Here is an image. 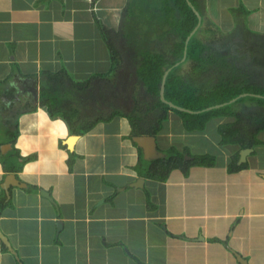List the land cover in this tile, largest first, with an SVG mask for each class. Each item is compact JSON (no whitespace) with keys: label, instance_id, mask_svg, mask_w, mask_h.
Wrapping results in <instances>:
<instances>
[{"label":"crops","instance_id":"obj_1","mask_svg":"<svg viewBox=\"0 0 264 264\" xmlns=\"http://www.w3.org/2000/svg\"><path fill=\"white\" fill-rule=\"evenodd\" d=\"M203 3L264 24V0ZM162 5L0 0V264H264V131L223 143L230 118L191 132L126 104L137 54L169 29ZM171 151L184 163L148 177Z\"/></svg>","mask_w":264,"mask_h":264},{"label":"trees","instance_id":"obj_2","mask_svg":"<svg viewBox=\"0 0 264 264\" xmlns=\"http://www.w3.org/2000/svg\"><path fill=\"white\" fill-rule=\"evenodd\" d=\"M171 1L175 9L170 6ZM190 1L202 14V24L187 44L186 59L167 74L163 89L166 100L190 112L171 108L159 97L165 71L181 61L187 37L198 21L187 0H165L166 7L162 5L160 10L166 12L169 29L156 36L158 46L147 45L137 54L139 88L145 91L139 106L146 105L152 113H159L158 122L172 109L181 118L184 129L191 132L203 131L212 120L230 118L232 122L219 127L222 142L254 146L258 143L257 134L264 131V34L259 36L255 32V38L250 31L241 34L242 42L235 43L244 46V50L238 48L246 55L241 54L242 59L235 54L220 53L212 43L225 36H217L216 29L207 28L199 0ZM107 42L114 52V42ZM244 93L247 95L229 103ZM132 115L128 117L133 118ZM158 129L160 126L149 133L155 135ZM182 156L177 151L166 153L152 162L146 175L165 179L173 168L184 163Z\"/></svg>","mask_w":264,"mask_h":264},{"label":"rangeland","instance_id":"obj_3","mask_svg":"<svg viewBox=\"0 0 264 264\" xmlns=\"http://www.w3.org/2000/svg\"><path fill=\"white\" fill-rule=\"evenodd\" d=\"M200 2H201V6L203 5V7H204L205 4L204 3L202 4V0H200ZM208 5H211V2L208 1ZM216 5H215V7H217ZM151 7L152 6H149V7L148 6H145V8H147V9L149 8V10H150ZM222 8L223 7L220 6L219 10L222 9ZM216 14H217V12H216ZM226 17L227 16H219V15L218 16L211 15L209 17V16L206 15V18H205L206 19L205 26L206 27L208 26L209 28L216 29L217 30V33H218L217 36H220V34H222L223 36H225L223 40L215 39L214 42L212 43V44H215L216 45V47H217V49H219V52L220 53L223 52V53H227V54H230V55L235 54L240 59H242L241 54H242L243 57L246 56V55H243V52L241 53L238 50V48H240L241 50H244V46L243 45H239V44L236 45V43H235V42H242V39H240V36H241V34H243V33L246 32V31L243 32L242 30H247V31L252 32L253 33V36L255 38V32H257L259 34V36H261V35L264 34V24H262L260 27L259 26H250L251 24L248 25L246 20H244L242 22L240 18L236 19L234 16H231V18H229V19L226 18ZM223 18H226L225 22L223 21ZM217 19L218 20L220 19V21L217 22ZM203 20H204V18H203ZM223 24H224V26H222ZM212 31H215V30H212ZM137 36L138 37H142L141 34H138ZM136 44L138 46H140L139 41H137ZM153 44H154V46H158V43L156 41H153ZM229 51L231 53H229ZM139 81H140V78L138 77L137 80L134 83V85L136 86V88H134V95H133V97L135 99L133 98V100L137 104L141 101V99L145 95V91H143L142 89L139 88ZM135 95H136V97H135ZM214 136H215V134H214ZM203 146L204 145L202 144V147ZM202 157H208V156L207 155H202Z\"/></svg>","mask_w":264,"mask_h":264},{"label":"water","instance_id":"obj_4","mask_svg":"<svg viewBox=\"0 0 264 264\" xmlns=\"http://www.w3.org/2000/svg\"><path fill=\"white\" fill-rule=\"evenodd\" d=\"M187 1H188L189 5L191 6V9H192V10L194 11V13L197 15L198 21H197L196 26L194 27V29H193L192 32L190 33V35L187 37V40H186V42H185L184 54H183V57H182L181 61L176 62L173 66L169 67V68L166 70V72H165V74H164V76H163L162 83H161V90H160V93H159V97L161 98V100H162L163 102H165L166 104H168V106L171 107V108H174V109H176V110H183V111L190 112L189 110H187V109H185V108H183V107H180V106H178V105L172 103L171 101L166 100V99L164 98V93H163L164 83H165V82H164L165 77L167 76V74H168L170 71H172L177 65H179L182 61H184V60L186 59V55H187V44L189 43V40L191 39V37L195 34V32L198 30V28H199V27L201 26V24H202V14L200 13V11H199L198 9L195 8V6L192 4V2H191L190 0H187ZM245 95H247V94H246V93L241 94V95L237 96L236 98L232 99L231 101H229V103L232 102V101H234V100H236V99H238V98H240V97H242V96H245ZM257 96L262 97V95H257ZM137 138H139V137H137ZM137 140H138L139 143H140L141 141H144V140H149L150 142H154V136H142L140 139H137ZM142 146H144V145H142ZM245 153H246V150L243 151V152L241 153V158L244 157ZM0 239L4 242V244H6V245L8 246V248H9L10 250H12V247H11V245H10V243H9V241H8V239H7V237H6L4 234H2L1 231H0Z\"/></svg>","mask_w":264,"mask_h":264},{"label":"flooded vegetation","instance_id":"obj_5","mask_svg":"<svg viewBox=\"0 0 264 264\" xmlns=\"http://www.w3.org/2000/svg\"><path fill=\"white\" fill-rule=\"evenodd\" d=\"M142 38H143V40H144V37L142 36ZM147 41L148 42H151L150 40H148L147 39ZM156 41H157V39H156ZM129 56L130 55H128V58H129ZM130 59V58H129ZM127 67H129L128 66V64H127ZM130 71V67L127 69V73ZM136 80V77H132V75H129V76H127L126 78H125V83L123 84V88L125 89V93L128 95V96H131L132 97V95H130V94H132V83L134 82ZM131 97H128L127 98V100H126V104H127V106L129 107V105H130V103H132L133 102V98H131Z\"/></svg>","mask_w":264,"mask_h":264}]
</instances>
